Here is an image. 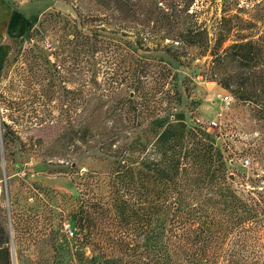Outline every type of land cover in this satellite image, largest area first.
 Here are the masks:
<instances>
[{"label": "rangeland", "instance_id": "rangeland-1", "mask_svg": "<svg viewBox=\"0 0 264 264\" xmlns=\"http://www.w3.org/2000/svg\"><path fill=\"white\" fill-rule=\"evenodd\" d=\"M199 2V9L204 7L201 19L214 39L223 0ZM92 3L81 0L79 9L85 11ZM29 4L32 11L53 6L48 11L70 19L77 16L71 0H31ZM225 4L230 32L224 47L240 35L264 46V0H225ZM28 33L10 39L9 56L0 73V241L8 237L9 253V260L6 253L0 255L2 263L81 264L84 255L91 257L93 252L82 244L87 232H103L102 237L145 236L149 205L159 199L160 190L159 170L152 168L162 170L168 157L179 166L184 163L178 145L184 132L198 124L229 159L231 180L251 173L253 160L244 149L261 140L264 122L255 116L254 104L239 101L214 80L210 56L195 59L189 66L173 62L182 86L181 100L165 110L167 100L162 95V115L156 119L111 111L105 105L92 125L83 108L84 97L76 90L81 75L69 80L72 76L64 77V68L60 74L54 71L49 94L23 86V79L30 75L26 54L33 44ZM57 38L48 35L40 44L59 64ZM147 55L170 60L163 52ZM67 87L75 93H68ZM114 127L130 128L108 139ZM187 169L182 166L183 173ZM119 197L122 204L123 199L131 204L128 214L122 206L118 208L121 219L127 214L123 224L116 215Z\"/></svg>", "mask_w": 264, "mask_h": 264}, {"label": "trees", "instance_id": "trees-1", "mask_svg": "<svg viewBox=\"0 0 264 264\" xmlns=\"http://www.w3.org/2000/svg\"><path fill=\"white\" fill-rule=\"evenodd\" d=\"M92 1L84 11L79 9L81 0H71L76 18L47 11L37 25V19L31 23L28 39L33 44L26 54L30 75L23 79L24 87L49 94L54 71L60 74L64 68V77L72 76L69 80L81 75L76 90L84 97L92 125L105 105L153 120L162 115V95L165 110L181 100L173 62L189 66L210 56L214 80L239 101L254 104L255 116L264 122V46L240 35L224 47L230 32L225 0L214 39L201 19L200 0ZM48 35L58 36L59 64L40 44ZM157 52L170 60L147 55ZM76 90L67 87L70 94ZM127 128H112L108 139ZM181 139L177 149L183 150L185 162L179 166L168 157L162 170L152 168L159 170L160 190L159 199L149 205L145 236L87 232L82 244L93 252L81 264H264V134L244 149L253 165L238 181L229 178V159L211 144L204 127L189 128ZM183 165L188 167L184 173ZM117 205L123 224L131 204L124 199L122 204L119 197ZM121 206L127 213L123 219ZM7 243L8 237L0 241V255L6 253L9 260Z\"/></svg>", "mask_w": 264, "mask_h": 264}, {"label": "crops", "instance_id": "crops-1", "mask_svg": "<svg viewBox=\"0 0 264 264\" xmlns=\"http://www.w3.org/2000/svg\"><path fill=\"white\" fill-rule=\"evenodd\" d=\"M31 0H0V73L10 52V39L28 33L31 23L52 7L32 11Z\"/></svg>", "mask_w": 264, "mask_h": 264}, {"label": "built area", "instance_id": "built-area-1", "mask_svg": "<svg viewBox=\"0 0 264 264\" xmlns=\"http://www.w3.org/2000/svg\"><path fill=\"white\" fill-rule=\"evenodd\" d=\"M230 99H231L230 95L226 97L227 101L230 100ZM2 194H3V190H2V186H0V197L2 196Z\"/></svg>", "mask_w": 264, "mask_h": 264}, {"label": "water", "instance_id": "water-1", "mask_svg": "<svg viewBox=\"0 0 264 264\" xmlns=\"http://www.w3.org/2000/svg\"><path fill=\"white\" fill-rule=\"evenodd\" d=\"M22 40H24V38H22ZM28 41H29V42H31L32 40H31V39H29Z\"/></svg>", "mask_w": 264, "mask_h": 264}]
</instances>
